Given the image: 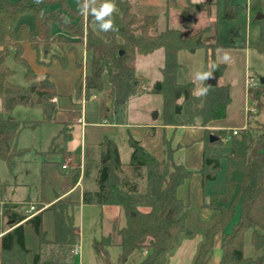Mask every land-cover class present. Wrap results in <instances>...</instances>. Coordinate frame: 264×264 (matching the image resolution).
<instances>
[{
  "label": "trees",
  "instance_id": "16d2710c",
  "mask_svg": "<svg viewBox=\"0 0 264 264\" xmlns=\"http://www.w3.org/2000/svg\"><path fill=\"white\" fill-rule=\"evenodd\" d=\"M175 1L167 0V3ZM115 2L118 11L112 18L117 30L103 33L91 15L84 19L79 10L69 6L68 0H43L41 4L34 3V0H0V98L7 114L0 118V159L5 162L11 175H14L18 164L29 152L28 149L20 148V135L24 130L42 125V122L17 119L12 115L15 108L40 106L44 121L52 120L57 109L51 104L56 91L49 77L26 88L13 87L9 79L15 72L7 66V59L14 50L15 62L26 69V79L33 80L35 75L30 76L31 67L23 57L24 45L30 44L39 55V44L46 46L55 39L53 25L62 33L79 39L80 44H85L89 56L84 86L86 98L94 93L105 94L107 79L111 86L109 107L112 108L107 109L111 112L126 108L132 98L144 91L145 81L136 73V57L148 56L162 49V79L154 83L150 92L164 98V124L178 125L175 117L182 114L183 105L188 111L186 124L201 118L202 126L205 127L212 121L227 117L232 98L229 85L219 82L226 70V65L218 63L215 58V50L219 45L213 47L211 60L207 58L205 67L207 70L209 62L218 64L213 73L217 75L218 83L211 87L206 96L198 98L194 95L193 83L182 85L177 80L181 68L179 54H195L199 49H205L202 38L205 31L196 34L174 28L159 31L158 16L137 17L130 4L121 0ZM245 9V6L224 0L222 19L234 20ZM26 14L33 16L32 28L22 20ZM66 16L78 22L69 23ZM236 37L238 32L232 30L231 41ZM251 47L264 54V26L259 41ZM44 52L49 53L46 50ZM67 57L59 60L64 63ZM78 68H82V63L78 62ZM249 93L259 107V100L264 95V83L260 81L259 88L251 89ZM180 100L182 103H179ZM217 132L219 141L225 142L224 136L228 131ZM211 134L206 131L200 171L204 183L215 181L221 168V158L212 153L219 141L210 143ZM67 138L69 135L65 133L64 139ZM229 142L225 189L211 194L205 205L209 209L219 210L222 217L208 231L195 264H208L213 253L214 238L220 232L223 238L219 264H264V123L253 126L248 122L240 136L233 137ZM128 143L131 155L127 165L121 161L117 144L109 138L100 144L97 160L90 158V151L86 152L84 180L87 183L94 171L92 180L95 188H85L83 203L121 208L124 211L126 220L118 231L119 243L114 244L109 237L102 239V244L108 249H119L118 264H124L136 250L148 252L141 264H165L180 237L191 233L186 226L188 203L178 197V189L192 178L194 172L182 164L174 163L169 149L166 150L165 158L158 160L131 134ZM235 172H240L239 180L233 177ZM8 187V182L0 181L3 217L9 227L0 239V264H28L27 256L31 251L26 245L24 224L31 225L40 244L32 264H79L78 257L71 255L80 246L76 212L78 204L58 201L49 207L54 213L55 223V238L49 240L43 226V213L39 212L27 219L29 200L19 203L9 200L6 196ZM41 208L40 205L36 207L37 210ZM248 231H252V246L262 252L256 259L246 257L244 253Z\"/></svg>",
  "mask_w": 264,
  "mask_h": 264
},
{
  "label": "crops",
  "instance_id": "0c3cea01",
  "mask_svg": "<svg viewBox=\"0 0 264 264\" xmlns=\"http://www.w3.org/2000/svg\"><path fill=\"white\" fill-rule=\"evenodd\" d=\"M206 4L209 5L208 9ZM190 5L195 6V10H191V12L193 11V14H200L205 16L208 15V13L212 11L211 9H213L215 5H218V3L209 2V0L202 2L185 0L183 10L190 11ZM175 6H177V0L175 1ZM195 19L184 20L190 22L193 27L197 26ZM181 21L182 20L179 21V24ZM205 26L207 27V29L204 32L202 38L203 42L206 44L210 41L205 38V33L209 31V27L207 25ZM174 29L180 28L177 27ZM183 30H186L189 34H192L189 32L188 27H184ZM234 41L235 40L231 41L230 38L228 44H220L219 47L215 50V54L216 51H218L220 48H238L239 45L235 44ZM80 45V48L78 47V49H76L75 51L69 52L67 60L64 63H62L59 59L52 60L51 55L43 51H40V54L38 55L30 44L24 45L23 57L28 62L30 67L35 71L36 78L27 82V79L25 77L26 72L23 71L21 72L22 77L19 78V82L26 84L25 87H28L32 83L41 82L49 77V79L55 85V99H57V101L54 102V105L56 106L57 112L55 113L53 120L50 123H46L48 128L47 131L43 133L46 136L43 138V140H40V142H38L40 144H35L36 146L34 144H30L27 146L20 145V148L36 150V147L39 148L45 145H49L53 143V141L58 139L60 141H58V148L57 151L53 154V157L49 159H40L36 157L32 160L22 159V161L18 164L22 167V169H24V171H19V173L24 175H29L31 173L29 167L32 168V166L34 165H41L38 170L40 171L39 179L43 183V190L40 195L36 194L32 197L29 195L27 199L29 200V206L33 204L36 207L39 205L42 207L41 210L37 211L43 213V226L44 230L47 233V238L49 240H54V213L49 210V207L58 201H70L78 204L76 208L78 216V213L88 206L83 203V193L85 188L87 187L92 190L95 188L94 181L92 180L95 175L94 171H92L91 179H89L87 183L84 180V170L87 163L86 152L90 151V158L92 160H97L99 158L98 152L100 144L105 138H109L115 141V143L117 144L122 161V152L118 141L119 139H123L125 134L126 137L124 138V141L129 144L128 137L131 134L148 152H150L158 160H163L166 156V150L169 149L172 151V159L174 163L182 164L186 168L194 172L192 178L186 181L178 189V197L188 203V216L186 220V226L191 231V233L183 234L180 237L177 246L168 255L165 264H195L200 249L207 239L208 231L214 225H216L222 217V214L219 210L209 209L205 206L206 203L209 202L210 195L213 193H217L216 191L208 189L209 181L204 183L202 175L200 173L203 166V152L206 143V131H229L231 129L243 130L247 127L248 122H252L253 118H256V116L258 115L255 114L256 112H250V110L256 109L257 111L258 109L255 106H253L252 108L248 107L245 117L240 120L239 126H227L225 124V122L229 118V113L227 111V117L224 120L212 121L205 127L202 126L201 118L194 119V121L190 124H186L185 122L176 119L178 125H165L164 123L161 125H154L152 122L147 121V119L144 123L140 124H132L128 121L122 122L118 120L117 112H111L109 113V115H107V112H104V109L107 110V107H104L101 104L96 106L95 110L88 111L84 101L76 96V85L81 75V68H78V56H80L81 58L83 56L88 58L85 44ZM243 47L247 48V46ZM77 53L79 55H77ZM40 56H42L41 60H45L46 64L39 63ZM18 65L22 66L15 62L14 51H12L7 59V66L15 73H17ZM182 66L183 65L181 64V67ZM139 77L144 79L143 76ZM247 82L248 80L245 79V89L249 92ZM225 85L228 84L225 83ZM105 88L106 90L110 89V84L108 83V87L106 86ZM148 91L149 90L147 89V92ZM230 92L232 94L231 89ZM142 94L140 96L132 98L131 100L140 98ZM93 97H95V99L97 98L96 95H94ZM18 107L19 108L16 109L17 111L21 109L27 110L30 114H28L29 117H33V111H30L31 109L41 112L40 120L36 121L33 120V118H30V120H27V122H44V114L42 112V109L38 107ZM16 110H14V113L12 115L18 118L15 115V112L17 113ZM41 128H43L42 125L37 127V130H40ZM54 129L56 131L53 133ZM57 129H60V131H57ZM63 130L66 134L69 135V138L60 139L62 138L61 131ZM23 136L24 131L21 134L20 141ZM215 147L216 145L213 147V149ZM123 164L127 165L128 163ZM64 165H67L66 169L62 168ZM10 176L13 175L10 174ZM4 182H7V180H5ZM15 185L26 186V184L23 183H9V186L16 188ZM23 201L25 200H18L16 202L19 203ZM1 203L3 202L0 201V210L2 209ZM98 207L101 209L102 215L106 217V220L109 223V226L107 227H111V231L116 229V231L114 230V237L112 234V238H115V241L112 242L114 244H118L120 240L118 231L123 228L126 220L124 211L121 208L112 209L108 207ZM114 213L123 215V223L119 225L116 222V219H113L111 217V214ZM2 219L4 220L5 218L2 217ZM4 224V227L2 228V230H0V239L9 230L6 219L4 221ZM24 230L26 245L27 248L31 251L27 256V262L28 264H32L33 257L36 253H38L40 244L34 230L31 229L29 225L24 224ZM250 232L252 234V231ZM104 237L111 238L110 234ZM222 238L223 234L221 232L215 236L213 253L208 264L220 263V260L222 258ZM245 245L246 243L244 242V250L246 247ZM80 250L81 245L79 246L78 255L79 264H81ZM141 252L142 256L136 259L134 264H141L147 257V253H145L144 250H141ZM134 253L130 255V257L124 264L128 263L131 260V257L134 255ZM260 253L262 254L261 251Z\"/></svg>",
  "mask_w": 264,
  "mask_h": 264
},
{
  "label": "rangeland",
  "instance_id": "374dc122",
  "mask_svg": "<svg viewBox=\"0 0 264 264\" xmlns=\"http://www.w3.org/2000/svg\"><path fill=\"white\" fill-rule=\"evenodd\" d=\"M123 3H128L132 6V11L137 17H143L145 15H156L159 18L158 30H164L167 27L169 28H180L183 30L184 27L189 28V32L192 34L199 33L201 31H206L207 25L209 31L205 33V38L210 41L206 43L205 49H199L196 54H189L188 52H181L179 54V62L183 66L179 69L177 80L182 85L194 84V89L198 87L197 83L194 81V74L196 71L205 70L206 60H211V52L216 45H224L229 43L230 32L235 30L238 32V37L234 40V43L239 45L238 48H220L216 51V60L218 63V56L222 55L224 51H227L231 57L230 61L224 63L227 66V69L220 78V84H228L232 90L231 94V103L228 106L229 118L225 122L227 126H239L240 120L245 117L246 110L248 107L255 106L258 110L255 113L257 116L253 118L250 125H255L256 123H264V95L259 100V107H257V102L255 101L252 94L245 89V79L249 80L250 77H254L255 81H258L259 88L260 80L264 78V54L259 53L251 45L257 43L261 36L262 26H264V0H231L232 3L237 6H245L246 9L239 12L238 16L234 20H222V14L224 9V0H209V2L218 3L215 5L212 11L208 15H195L191 10H195V6H189L190 11H184L185 0H177V6L175 3H167V0H121ZM195 2H202L206 0H192ZM69 6L74 10H79L78 0H68ZM207 9L209 5L206 4ZM205 13V12H204ZM259 15H262L263 18L258 21ZM86 17H84L85 19ZM196 18V19H195ZM66 21L69 23L78 22L69 16L65 17ZM184 19H195L197 26H193L188 21ZM22 20L26 22L31 28L33 27V16L31 14H26L22 17ZM182 20L179 24V21ZM85 28V26H84ZM53 39L48 45L39 44L40 51L44 52L49 51L51 59H63L69 55L71 50H76L80 48V40L77 38H72L68 33H62L56 25L52 26ZM61 33L60 36H57ZM61 37V38H59ZM213 40V41H211ZM218 42H216V41ZM85 42V41H84ZM251 44V45H250ZM247 46V48L243 47ZM14 51V50H13ZM209 56H207V54ZM77 55H79L77 53ZM43 56V55H42ZM42 56L39 58L40 64H46L45 60H41ZM78 62L82 63L81 75L78 79V87L76 96L84 101L88 111L95 110L96 106L103 105L104 107L110 106L109 95L111 88L106 90L105 94L94 93L91 97L86 98L84 92L85 86V77L88 73L86 67H88L89 56L80 57L78 56ZM211 62H209V65ZM164 66V51L162 49L155 51L153 54L148 56L138 55L136 57L135 67L136 73L138 76H143L145 81V88L143 94L140 98L131 100L126 108H123L117 112L118 120L122 122H131L132 124H140L147 121L152 122L154 125H161L165 120V111H164V98L162 95L153 94L150 92L154 83L162 79L161 69ZM18 71L12 77H10V82L13 87L16 88H26V84L19 82L21 72L26 69L22 66H17ZM36 74L35 71L31 68L30 76ZM247 76V77H246ZM33 78V79H35ZM29 80H27L28 82ZM108 87V81L105 79V87ZM111 87V86H110ZM82 89L81 91L78 90ZM147 89L149 90L147 92ZM249 90V88H248ZM96 95L95 97H93ZM97 100V101H96ZM179 103H182L180 100ZM51 104H54L51 102ZM19 108V107H17ZM15 108V110L17 109ZM21 108V107H20ZM25 108V107H22ZM38 108L41 109L40 106ZM112 109L111 107H109ZM104 109V112H107V115L111 113V110ZM103 109V108H102ZM17 111V110H16ZM33 117H29V112L25 109L18 110L15 115L17 119L21 121L30 120H40L41 112L37 110H30ZM41 111V110H40ZM103 111V110H102ZM157 112L158 118L154 119L153 114ZM184 112V113H183ZM14 113V111H13ZM30 115V114H29ZM3 109L2 99L0 98V118L6 117ZM15 117V116H14ZM188 118L187 107L183 105L182 114L176 116L175 119L179 121L186 122ZM186 119V120H185ZM53 120V119H52ZM50 121L42 122L43 128L40 130L28 129L24 130V136L19 140V146H27L30 144H40V140L46 136L43 133L47 131V124ZM34 122V121H28ZM61 129V128H60ZM57 129V131H60ZM56 130L54 129L53 133ZM243 132L240 131V134ZM218 136L217 131H212L210 134ZM44 135V136H43ZM21 137V135H20ZM60 139L65 138V131H61ZM124 134V138H125ZM123 139H119L118 144L122 152V162L127 164L130 161L131 148L127 142ZM58 140L53 141L49 145L43 147H36V150H29V152L24 156V160H32L35 157L40 159H49L53 157V154L57 151ZM36 146V145H35ZM230 142H221L219 141L216 144V147L212 150L214 155H217L221 158V168L217 173V178L215 181L208 182V189L216 192H222L225 189V183L227 179V156L229 154ZM41 165H34L29 167L31 173L29 175H24L19 173V171H24L21 166L18 165L16 172L13 176H10L7 165L4 161L0 159V180L4 182L7 180L8 183H23L26 186H9L7 190V198L13 202L18 200H27L29 195L32 197L36 194L40 195L43 190V183L40 181V171L38 170ZM233 177L237 180L241 178L240 172H235ZM16 178V180H15ZM1 201V200H0ZM3 204V203H1ZM113 209V208H112ZM113 219H116V222L120 225L123 223V215L119 213L111 214ZM4 221L0 217V230L4 227ZM77 225L80 230V245H81V255L80 262L81 264H118L119 249L117 247L107 248L102 244V239L104 236L109 235L112 238L115 235L116 229L111 231V227L108 228L109 223L106 220V217L102 215L101 209L97 205H88L84 210H81L77 216ZM31 227V225H29ZM31 229H33L31 227ZM33 231V230H32ZM110 238V239H111ZM246 247L244 250L246 257L258 258L261 253L256 250L251 244V232L248 231L245 238ZM115 241V238L111 239ZM66 253V251H64ZM71 255L76 256L74 253ZM142 256L141 250L135 251L134 255L131 257V260L126 264H134L135 260ZM78 257V256H76ZM34 258V257H33ZM1 263V261H0ZM33 263V261H32Z\"/></svg>",
  "mask_w": 264,
  "mask_h": 264
},
{
  "label": "clouds",
  "instance_id": "9594fccd",
  "mask_svg": "<svg viewBox=\"0 0 264 264\" xmlns=\"http://www.w3.org/2000/svg\"><path fill=\"white\" fill-rule=\"evenodd\" d=\"M34 3L41 4L43 0H34ZM79 12L82 16L88 17L91 15L94 18L99 31L108 33L110 31H116V26L113 20V14L118 11L115 0H78ZM231 59L229 53L224 51L222 55L218 56L220 63H227ZM218 64L213 62L208 65L207 70L203 68L198 70L194 74V81L198 87L194 89V95L196 97L206 96L211 85L206 82L213 77V73L217 70Z\"/></svg>",
  "mask_w": 264,
  "mask_h": 264
},
{
  "label": "built area",
  "instance_id": "2783aa9c",
  "mask_svg": "<svg viewBox=\"0 0 264 264\" xmlns=\"http://www.w3.org/2000/svg\"><path fill=\"white\" fill-rule=\"evenodd\" d=\"M247 85H248L249 90L254 89L256 86H258V81H255V79L253 77H249V80L247 82ZM56 101H57V99H55V98L53 100H51V102H53V103L56 102ZM250 112H257V111H256V109H254V110H250ZM244 129H246V128H244ZM240 131H242V130H240V129H231V130H229L226 133V135L224 136V141L225 142H229V141H231V139L233 137H239L240 136ZM62 168L63 169H66L67 168V165H64ZM37 213H39V212L37 211L36 206L33 205V204L30 205L27 208V210H26V214L28 215V218L27 219L31 218L32 216H34ZM0 217H3V211H2V209L0 210ZM144 251H145V253H148L146 250H144ZM73 253L76 256H78L79 255V247L78 248H75L73 250Z\"/></svg>",
  "mask_w": 264,
  "mask_h": 264
},
{
  "label": "water",
  "instance_id": "95a60500",
  "mask_svg": "<svg viewBox=\"0 0 264 264\" xmlns=\"http://www.w3.org/2000/svg\"><path fill=\"white\" fill-rule=\"evenodd\" d=\"M263 18V16L262 15H259V17H258V20H260V19H262ZM261 81V83H264V78L263 79H261L260 80ZM207 83L209 84V85H211V86H215L217 83H218V77H217V75L216 74H213V77L212 78H210L208 81H207ZM153 118L154 119H157L158 118V113L157 112H155L154 114H153ZM219 141V137L218 136H216V135H214V134H211L210 135V143H216V142H218Z\"/></svg>",
  "mask_w": 264,
  "mask_h": 264
}]
</instances>
